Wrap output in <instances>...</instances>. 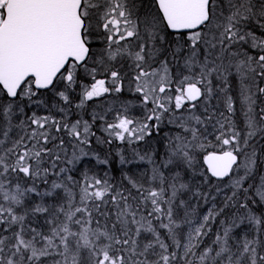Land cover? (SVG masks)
Wrapping results in <instances>:
<instances>
[{"label": "snow or ice", "instance_id": "obj_1", "mask_svg": "<svg viewBox=\"0 0 264 264\" xmlns=\"http://www.w3.org/2000/svg\"><path fill=\"white\" fill-rule=\"evenodd\" d=\"M0 264H264V0H0Z\"/></svg>", "mask_w": 264, "mask_h": 264}]
</instances>
